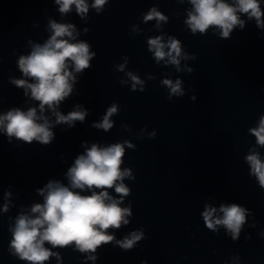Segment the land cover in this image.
<instances>
[{
	"label": "clouds",
	"instance_id": "9594fccd",
	"mask_svg": "<svg viewBox=\"0 0 264 264\" xmlns=\"http://www.w3.org/2000/svg\"><path fill=\"white\" fill-rule=\"evenodd\" d=\"M178 2L184 3L185 0ZM108 3L109 0H92L91 4L88 0H55L61 15L70 13L75 6L76 13L82 20H86L90 7L99 14ZM188 3L192 7L187 10L184 23L193 35H205L212 29L218 38L230 39L234 29L242 30L247 21L253 20L258 29L264 30L262 0H188ZM242 16H246L247 20L242 19ZM152 20L156 21V27L159 28L161 22L167 23L168 17L152 7L143 16V21L147 23ZM48 28L51 35L43 44L29 40L30 53L19 56L17 63L23 78H9L11 84L24 90L25 97L38 102V107H29L26 111L20 107H12L0 113V132L7 136L9 143L15 138L25 144L35 141L48 145L55 138L52 131L55 125L67 124L74 127L75 121L84 122L88 115V111L79 104L67 115L58 108L73 92L76 74H83L92 67L90 61L96 53L90 51L89 42L77 40L80 33L74 24L49 20ZM83 31L87 34L89 29L85 28ZM147 44L157 64L164 61L165 64L174 65L177 72H194L193 68L180 67L182 59L195 60L197 57L195 54L182 52L179 39L168 36L165 41L162 35H157L149 38ZM125 64L117 65L116 70L124 71ZM126 75L132 81L131 91H136L137 85L140 86L139 91L145 90L144 81L137 75L132 72H127ZM148 79L154 77L149 75ZM161 84L169 89V101L173 97L185 95L180 79L175 82L172 79H163ZM190 99L195 102L197 97L193 94ZM46 111L55 117L54 121L45 115ZM118 112V104L113 103L102 121L92 126L109 131L114 126L111 117ZM122 127L130 131L128 125ZM145 131L146 128L140 130L141 133ZM248 132L255 137L256 146L249 148L244 160L250 168L249 175L264 190V158L258 151V148H264V114L259 116L257 126L249 128ZM147 135L151 139L157 133L153 130ZM138 138L142 139L143 136L138 134ZM135 147L129 140L107 146L92 143L68 168L65 174L67 184L50 179L43 188L36 189L43 197V202L32 204L29 211L22 207L15 216L14 224H9V253L27 264H45L52 258L56 259L57 264H63L60 251L53 249L72 247L74 251L86 254L85 261L91 260L95 264L98 259L97 249L105 245L119 246L124 251L134 249L139 241L146 238L143 228L129 232L122 239H117L115 233H110L109 230H119L122 226H127L130 223L128 217L133 215L131 203L123 207L122 204L131 194V188L124 181L134 180L135 176L131 168L122 165L126 148ZM109 190H114L116 195H111ZM84 192L90 194H82ZM11 196L10 191L4 193L2 211L5 213L12 206L9 199ZM249 214L250 210L238 203H222L219 208L206 204L202 217L207 229L217 233L218 226H223L231 239L237 241ZM261 235L264 236V233ZM141 264L148 262L144 260Z\"/></svg>",
	"mask_w": 264,
	"mask_h": 264
}]
</instances>
